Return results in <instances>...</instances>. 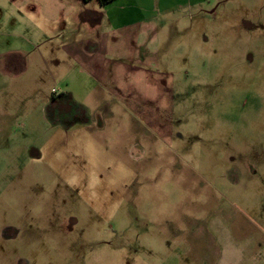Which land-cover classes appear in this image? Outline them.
I'll use <instances>...</instances> for the list:
<instances>
[{"label": "rangeland", "instance_id": "rangeland-1", "mask_svg": "<svg viewBox=\"0 0 264 264\" xmlns=\"http://www.w3.org/2000/svg\"><path fill=\"white\" fill-rule=\"evenodd\" d=\"M16 2L0 0V264H264V0L160 26L143 100L165 139L131 97L65 74Z\"/></svg>", "mask_w": 264, "mask_h": 264}, {"label": "crops", "instance_id": "crops-1", "mask_svg": "<svg viewBox=\"0 0 264 264\" xmlns=\"http://www.w3.org/2000/svg\"><path fill=\"white\" fill-rule=\"evenodd\" d=\"M14 1L18 6L33 4L31 10H36L32 12H37L39 20H33V24L28 19L26 21L35 26L33 33L40 41L36 45H55L59 50L58 56L69 63L65 74L73 71L76 76L83 77L87 83V94L97 89L114 94L121 100L131 97V104H127L129 110L140 112L145 126L165 139L169 130L164 116L167 111L161 109L160 104L155 108L152 102L151 106L143 100L147 97L143 81L156 83L154 80L159 74L156 68L160 61L157 57L158 31L163 25H178L187 10L201 8L212 0H112L106 5H100L96 0ZM201 18V13L197 12L196 19L202 21ZM3 56L5 60L1 61V66L4 74L15 76L24 70L25 65L13 59L14 56ZM137 86L145 90L135 89ZM134 90L140 93L131 96ZM71 95L65 93L63 97L72 98ZM153 100L157 102L156 97ZM73 104L81 108L75 101Z\"/></svg>", "mask_w": 264, "mask_h": 264}, {"label": "trees", "instance_id": "trees-1", "mask_svg": "<svg viewBox=\"0 0 264 264\" xmlns=\"http://www.w3.org/2000/svg\"><path fill=\"white\" fill-rule=\"evenodd\" d=\"M87 1V0H86ZM100 5H106L110 3L112 0H96Z\"/></svg>", "mask_w": 264, "mask_h": 264}]
</instances>
